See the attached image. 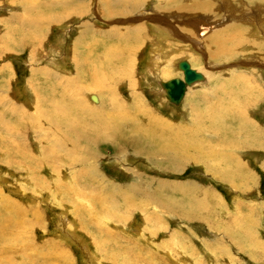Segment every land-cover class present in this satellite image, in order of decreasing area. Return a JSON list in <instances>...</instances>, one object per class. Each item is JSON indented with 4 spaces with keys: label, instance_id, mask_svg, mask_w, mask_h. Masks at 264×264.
Masks as SVG:
<instances>
[{
    "label": "bare ground",
    "instance_id": "obj_1",
    "mask_svg": "<svg viewBox=\"0 0 264 264\" xmlns=\"http://www.w3.org/2000/svg\"><path fill=\"white\" fill-rule=\"evenodd\" d=\"M235 1L237 0H228V2L227 0H96L95 17L102 19L101 21L113 23L110 24L111 27H108L107 30L97 31L91 22L89 24L83 20L86 18V7L88 6L85 5L86 3H82L81 0H0V12L4 11L0 14V52H10L9 54H11V50L26 46L30 48L33 55L30 66L34 80H42L41 82L46 84L48 77L52 80L53 78L55 80L56 78L57 80H67L65 88L60 86V88H55V85L46 86L45 88V85L38 84V88L31 91L33 92L31 95L37 100V103H34L35 108L42 110L39 114L42 117V120L40 119L41 123H39L41 129L52 132L54 135L55 142L51 144L50 148L46 149L50 150L47 155H52L55 151L63 152L62 154L67 158L66 161H61H64L68 166L80 167L72 178L73 184L81 182L84 177L88 181L87 177L91 179L94 175L100 176L96 169L97 162L104 155H98V151L95 149L96 145L104 143L114 148L118 153L128 149L131 151L132 156H143L145 151L140 141H147L155 147L153 154L149 156L155 155L156 157V155L159 156V154L166 151L167 162L174 165L176 169L191 164L200 169L201 174L208 173L213 181L229 187L234 192L232 204H235L237 211L233 213L232 220L229 223H218L217 226H211L213 232L219 233L221 237L226 239V247L219 243V239L216 240L215 237L212 238L214 247H210L213 246L211 242L212 245L206 243V241L211 240V237L209 239V237L201 236L199 239L200 250L204 253L203 259L207 260L209 264H221L222 259L231 258L233 255L231 248L238 254L247 255L248 259L251 260V264H258L260 260L264 259V247L262 251L260 249L262 242L258 238V234L261 233L259 224H262L264 220V201L259 200V195L251 193L249 190L256 180L253 179L255 178L254 172L249 170V162L246 161L244 156V154H252L254 155L253 158L256 159L258 157L256 156L258 155L257 152H264V126L257 125V122H254L249 115L253 103L257 102L260 97L259 89L256 85L251 84L246 75L231 72V74L225 75L226 77L212 76L211 78L214 79L213 85L208 84L207 91H196L190 97L188 91L191 87L205 82L207 75L210 73L199 68L200 59L189 55V58L183 59L184 61L179 60L177 62L176 68L181 71L178 77L171 76L173 74L167 66L160 68L159 75L171 77L161 81L160 90L157 91L161 94L158 97L159 101L154 107H149L136 90V83L134 84L135 81L130 77L132 75H129L128 70L130 71V66H133L134 59L132 60L133 57L131 56L134 51L132 50L146 43L156 42L161 45L164 57L177 52L174 48L171 51V43L178 41L193 43L192 48L194 51L196 50L198 53L203 51L202 55L206 54L205 50L207 49L208 52L210 51L211 56H216L214 58L225 60L235 54L238 55V50L250 43L260 49L264 44L255 38L246 40L244 34L249 27L238 22H232L237 19L230 20L229 24L219 28L223 32H228L224 37L207 36L213 31L215 25H222L221 21H224L223 18L214 20V16L218 15L216 5L219 4V8L223 7L225 9L224 4ZM240 1L251 8L249 13H256L255 16L257 17L258 12L259 18L257 19L261 22L264 21V0ZM91 2L92 0L89 7ZM149 4L152 11L147 10L149 13L144 15ZM198 12L205 14L206 17ZM209 16H212V18H208ZM216 18H219V16ZM209 19L211 22H209ZM77 20L79 22L76 25L79 28L75 27L78 32L74 38L76 40L73 42L72 48L69 52L66 50L65 53H62L61 50L58 52L61 61L68 60L72 64L71 70L65 72L57 69L49 70L48 67L39 66L36 63L34 52L41 49V43H43L47 31L54 29L55 26L63 27ZM212 20L214 25H211ZM177 22L185 25L180 26L176 24ZM256 26L262 29L259 22ZM101 36L115 37L116 42H109L108 40L107 43H104V41H101ZM203 36H206L205 39ZM226 38L230 41V44L224 42ZM131 41L132 43H130ZM137 43L138 46H136ZM204 43H207L206 46ZM209 59L212 60V58ZM162 62L166 61L162 60ZM206 62L209 63V66L215 63L208 61V59ZM6 67V65H2L0 68L4 71ZM144 67H147V65ZM186 67L193 72V78H186L184 75ZM3 71H0V73ZM225 73L227 72L225 71ZM173 78L183 81L182 92L177 99L170 97L167 93L168 81ZM126 86L128 88L127 99L119 96L120 92L117 93L119 88H125ZM43 87L46 90V98L42 96V93H39ZM56 93L59 94L56 95ZM54 94L57 98L48 97ZM164 97L169 104H172V107L178 108L182 104L185 116L177 114V110L175 109V111L174 108L167 110L165 114H161L158 108L165 100ZM198 98L207 99L209 104L198 101ZM171 113L175 114L176 120L171 119ZM9 128L4 116H0V142L5 145L3 151L7 154H11L13 148L8 136L3 137V134ZM24 157L26 156L24 155ZM117 161H121L120 157L117 158ZM259 164L264 167V158L259 161ZM149 168H152V166H149ZM53 169L57 173L58 167L53 166ZM31 174L32 171L29 176L33 178ZM131 175L136 177L138 174ZM163 183L165 184V182ZM181 185L183 184L176 183L177 187ZM62 187L65 192L76 194V191H78L76 186H66L64 184ZM113 187L116 192L118 191V198L124 201L125 205L128 204L133 207L132 197L141 196L142 202L137 206L134 215H139V220H142L144 226L136 225L135 232L139 236V244L133 247L131 245L129 247L128 242L120 243V239L118 240L109 230H104L105 226L100 230L106 233V238L103 240L98 238L99 240L95 241V245L98 246L97 249H103L104 256L112 264H138L139 262L141 264H178L176 259L188 255V251L184 250L185 248L192 251L193 254L195 252L200 253V250L188 248L183 238L182 242L176 240L179 237L178 232L181 231L170 229L165 217L158 213L159 209H162V213H165L172 221L185 220L190 224L196 221L197 227L200 229L203 226H209L208 221L212 218L211 215H201L202 209L208 210L210 206L213 209H217V207L221 209L225 205L222 200L215 198L216 194L208 191L205 197L209 195L208 198L213 201L197 200L195 198L194 200L191 199L190 195L185 208L158 200L159 198L157 199L154 189L148 191L143 183L137 180L132 181L129 187H126L125 190L128 188L130 189L129 192L128 190L122 191L123 187L121 185ZM84 189L86 188L84 187ZM247 191L251 194L244 195ZM246 196L247 199H245ZM0 200L3 207L9 205L8 215L0 214V264H24V262L17 263L12 258H8V251L11 250L9 248L13 247L9 242L13 239V236L11 229L6 230L7 225L9 227V221L17 224L15 213H21L22 209L8 195H3ZM90 200L94 202L95 206L100 207L98 212H105V216H109L114 221L115 218L121 219L117 213L106 214L105 200L114 202V198H104L99 195V197L94 196ZM242 200H247L248 203L253 204L252 207L246 209V205L244 206L245 203ZM151 204L157 207L158 210L154 207L153 210L148 209L147 205ZM255 211L259 213L261 222L256 219L259 215H256ZM143 212L146 215L143 216ZM93 217L97 219L99 216L94 213ZM14 218L15 222L13 221ZM125 220H129V218ZM5 222L7 225L3 224ZM118 223L124 227L122 221ZM130 224L128 222V226ZM262 228L264 230V226ZM184 233L185 236L191 238L190 229L187 228ZM162 235H165V237L159 241ZM107 238L114 241L110 242ZM130 242L132 243L131 240ZM139 245L141 248L144 247L145 254L141 255L137 249ZM88 246L85 244L84 248L88 249ZM255 248L260 250H253ZM171 256H175L176 259L171 258ZM102 262L108 264V261ZM202 262V258L195 261L193 259L189 264H201Z\"/></svg>",
    "mask_w": 264,
    "mask_h": 264
},
{
    "label": "rangeland",
    "instance_id": "obj_2",
    "mask_svg": "<svg viewBox=\"0 0 264 264\" xmlns=\"http://www.w3.org/2000/svg\"><path fill=\"white\" fill-rule=\"evenodd\" d=\"M90 1L91 0H81V2L86 3L85 5L88 7ZM95 2L96 0H92L91 6L89 8L86 7L87 16L85 15L86 18H84L83 20L88 22L89 24L91 22V24H93L97 31L107 30L108 27H111L110 24L113 23H111L110 21H101L102 19H98L95 17ZM216 6V13L218 15L214 16V20H220L223 18L224 21H221L222 25H215V29L213 28V31L207 34V36L215 35L216 38L224 37V35L228 34V32H223L219 28L226 24H229L230 20L237 19L232 22H238L239 24L249 27V29L247 28V31H245L244 34L246 40L255 38L257 40H260L264 44V21L262 20L261 22V20L257 19L259 18L258 12L257 17L255 16L256 13H249V11H251V8L248 5H244V3H242L240 0L224 4L225 9H223V7L219 8V4H217ZM149 7H151L150 4L146 7L147 9L144 12V15L152 11V8ZM2 12H0V14ZM198 13L203 17H206L205 14L200 12ZM218 16L219 18H216ZM208 18L211 19L212 16H209ZM210 19L209 22H211ZM78 22L79 20L73 21V23L69 25L66 24L63 27L55 26L54 29L47 31L46 37L45 39H43V43H41V49H39L37 52H34L36 55V63L39 66L41 65V67H48L49 70L57 69L58 71L65 72L71 70L72 64L68 60L61 61L58 52L60 50L62 53H65V50L69 52V50L72 48L73 42L76 40L74 38L78 32V29L76 28H79L76 25ZM258 22L261 25L263 31L256 26ZM176 24L180 26L185 25L183 23L181 24L180 22H177ZM207 24L210 25V23L208 22ZM211 25H214L213 20ZM151 34L153 36H156L154 33ZM205 37L206 36H203L204 39ZM101 39V41H104V43H107L108 40L109 42H116V38L112 36H101ZM224 42L230 44V41L227 38ZM130 43H132V41ZM174 44L177 46H175ZM192 44L181 41L172 42L171 51H173L174 48L177 52H174V54L172 53L171 56L169 55L167 57H164L161 45H158L156 42L150 44L146 43L138 48H135V50H132L134 51V53L131 57H133L132 60L134 59L135 61L133 60L132 67L129 65L130 71L128 70V72L129 75H132L130 77L135 81L134 84L136 83V90H138L143 100H145L146 105H148L149 107H154L156 105V103L159 101L158 97L161 96V94L157 92L158 90H160L159 85L161 81L166 80L171 76H180L181 71L176 68L177 62L179 60L182 61L183 59L189 58V55H192L200 59V65H198L199 68L207 70V72H209L210 74L207 75V79L205 82H203L204 80L202 78L203 83L198 84L195 87H191L190 91H188V96L191 97L196 91H207V85H213L214 79L211 78L212 76L221 78L222 76L231 74V72L242 73L247 76L251 84L258 87L260 92V97L257 99V102L253 103L249 115L254 120V122H257V125L264 126V45L259 49V47H254L250 43L246 45V47L243 46L242 48H240L238 50L239 53L237 52L238 55L235 54L233 56H230V60H225L223 58H214L216 56H211L209 53L210 51L208 52L207 49L205 50L206 54L202 55L203 51H199V53L196 52V50L194 51V49L192 48V46L194 45ZM206 44L207 43H204L205 46ZM138 45L139 44L137 43L136 46ZM154 45L157 47H155ZM16 49L11 50V54H9L10 52H0V67H2V65L7 66L4 71L2 68H0V71H3L0 73V116H4L6 123L11 128H9L10 130L8 129V131L3 134V137L6 138V136H8L9 142L13 147L11 154H7L3 151V147H5V145L0 142V197H3V195H8L11 199L15 200L22 209L21 213H15L17 224H13L9 221L8 227L6 222L3 223L4 225H7V231L8 229H11V233L13 236V241L10 240L9 242L13 247L9 248L11 250L8 251V258H12L13 260L17 261V263L24 262V264H103L102 261H108V264H112L111 261L104 256L103 249H97L98 246L95 245V241H97L98 238L101 240L106 238V233L100 231L105 226L104 230H109V232L116 236L118 240L120 239V243L124 244V242H128L127 245H131L132 247L139 244V236L136 235L135 227H137L136 225L138 224L142 226H144V224L141 219L139 220V215H134V213L137 206L142 202L141 196L132 197L131 202L133 204V207L128 204L125 205L123 203L124 201H121L118 198L119 193L118 191L116 192L115 188L113 187L121 185L123 187L122 191L128 190L129 192L130 189L127 188V190H125L126 187H129V184H131L132 181L136 180L143 183V186L148 191L154 189L153 191L156 192V197L157 199L159 198L158 200H161L162 202L167 201L169 203H172L173 205L185 208L187 207L188 198L190 197V195L191 199L195 198L197 200L203 199L206 201H213L212 199L208 198L210 197L209 195L208 197H205V195L207 191L216 194L215 198H217V200H222V203L224 202L223 204L225 205H223L221 209L220 207H217V209H213L212 206H210L208 210L202 209L201 215H211L212 218L208 221L209 226L206 225L201 227L200 229L197 227L196 221H193L195 223L191 224L187 223L185 220L172 221L169 217L166 216L165 213H162V209H159L161 212L158 211V213L162 214V217H165L167 224L170 225V229L181 231L178 232L179 237H177L178 239L176 240L181 241L183 238L184 242L187 243L186 246L188 248H194L195 250L199 251L200 245L198 244V242L201 236L209 237V239L211 237V240L206 241L208 245L213 244L212 238L215 237L216 240L219 239V243L223 244L226 247V239L224 237H221L219 233L213 232L211 226H217L218 223H229L232 220L231 217H234L233 213L237 211L235 204H232V196L234 195V192L229 187L222 185L217 181H213L211 175H209L208 173L201 174V170L191 164L184 165L183 167H181V169H176L174 165H171L169 164V162H167V159L165 157L166 151L163 152V154H159V156L156 155V157L155 155L149 156L153 154L155 147H153L147 141H140L142 148H144L145 152L143 154L145 156H132V154H130L131 151H129L128 149L127 151H121L120 153H118L116 152V150H114V148L104 143L96 145L95 149L98 151V155H104L97 162L98 165L96 169L97 173L100 174V176L94 175L93 178L91 177V179L90 177H87L88 181H86V177H84V179H81V182L79 181V183L73 184L72 178L76 174V170L80 167L75 168L65 164L64 161H66L67 156H64L62 154L63 152L58 151V153L55 151L52 155H47L49 154L50 150L46 149L50 148L51 144L55 142L54 135L52 134V132L44 131L43 129H41V125L39 123H41L42 117L39 114L42 110H39V108H35L37 100H35V98H33L31 95L33 93L31 91H34V89H37L38 86L42 84L43 86L45 85V88L46 86L51 87L53 85H55V88L59 86L65 88L67 85V80L60 79V81L57 80V78L56 80L53 78V81L52 78L48 77L46 79L47 84L42 83V80H34L30 66V61L33 57L32 53L30 52V48H27L25 46L24 48L21 47L19 49ZM155 49H159L158 52ZM145 55L149 56L146 57ZM209 58H212V60ZM207 59L208 61L210 60L211 62L215 63H213L212 66H209V63L206 62ZM162 60L166 62H162ZM146 65L147 67H144ZM166 66L171 69V73L173 75L169 77L164 75L162 76V74L159 75L160 68ZM225 71L227 73L224 74ZM44 87L39 93H42V96L46 98V90L44 89ZM117 93H119L118 95L122 98L127 99V86L125 88H119ZM58 94L59 93H56V95ZM56 95L54 94L53 96L48 97L54 99L57 98ZM198 101L209 104V101H207V99L202 100V98H198ZM181 105L178 108L172 107V104H169L168 100L165 98V100L162 102L161 107L158 108V111L161 112V114H165L167 110L169 111L174 108V110H177H175L177 114L185 116V112L182 109L183 106ZM170 116L172 117L171 119L173 121L176 120L175 114L171 113ZM14 150L16 151L14 152ZM257 153L258 155L256 156L258 157L256 159L253 158L254 155L252 154H244V156L246 161L249 162V170L254 172L255 178L253 179L256 180L249 190L251 193L258 194L259 200L262 199L264 201V167L259 164V161H262L264 158V152L260 151ZM115 154L118 156H116ZM24 155L26 157H24ZM32 157L35 160L37 159L36 162ZM118 157H120V162L117 161ZM53 166L58 167L56 171L57 173H55V169H53ZM149 166H152V168H149ZM31 171V176L33 178L29 176V173H31ZM131 174L138 175L134 177ZM163 182H165V184ZM58 183L60 184V186ZM176 183H179V185L183 184L179 186L181 189L176 186ZM64 184L66 186H76L78 187V191H76V194L74 192H65L64 188L62 187ZM83 186L86 189H84ZM184 190L187 191L185 192ZM251 193H248L247 191V193H245L244 195H250ZM99 195L100 197L104 198H114V202L105 200L106 206H104L107 207L106 214L117 213L120 215V220H118V218H115L114 221L109 216H105V212H98L100 207L95 206L94 202H92L90 199H92L94 196L99 197ZM240 198L244 199L242 196H240ZM247 198L248 197L246 196L245 199ZM242 201L245 203L244 206L246 205V209L251 208L253 205L248 203L247 200ZM153 207L155 209L157 208L153 204L149 206L147 205L148 209L153 210ZM223 207L226 209V211ZM2 213H9V205L3 207V204L0 202V214ZM94 213L99 216L97 217V219H95L94 217L92 218V215ZM255 214L259 215V213H257L256 211ZM144 215H146L145 212H143V216ZM128 218L129 220L124 221V219ZM259 218L260 215L259 217H256V219ZM260 220L261 219H259V221ZM13 221L15 222V218L13 219ZM117 221H122L124 227H122V225H120ZM128 222L131 223L130 226H128ZM262 226H264V220L262 224H259V227H261V233L258 234V238L262 242L260 249L263 251L262 248L264 247V230ZM124 228H126V230H124ZM127 228H129L130 230ZM187 228L191 230V235L193 237L191 236V238H189L188 236H185L184 232ZM165 235H162L159 241L163 239ZM193 238L195 239L194 241L192 240ZM107 240L110 242L112 241L109 240V238H107ZM130 240L132 241V243L130 242ZM83 243L89 245V248H84L85 244L83 245ZM210 247H214V244ZM137 249L140 251L141 255L145 254L144 247L141 248L139 245ZM260 249L255 248L253 250L258 251ZM184 250L188 251V255H186L187 258L185 256L181 259H176L175 256H171V258L176 259L178 261V264H189V262H191L193 259L195 261L196 259L200 258H202L203 260L201 264H209L207 260L203 259V251L200 250V253L195 252L193 254L192 251H189L186 248ZM231 253L233 254L232 257H228L225 260L222 259L221 264H251V260L248 259L247 255L244 256L243 253L238 254L234 252L233 248H231ZM138 264H141V262H139ZM258 264H264V259L260 260Z\"/></svg>",
    "mask_w": 264,
    "mask_h": 264
},
{
    "label": "water",
    "instance_id": "obj_3",
    "mask_svg": "<svg viewBox=\"0 0 264 264\" xmlns=\"http://www.w3.org/2000/svg\"><path fill=\"white\" fill-rule=\"evenodd\" d=\"M184 75L186 76V78L194 77L193 72L187 67L184 69ZM168 82H169V86L167 93L170 95V97L177 99L181 95L183 88V81L178 78H173L170 79Z\"/></svg>",
    "mask_w": 264,
    "mask_h": 264
}]
</instances>
